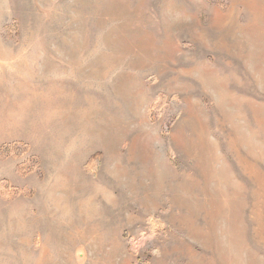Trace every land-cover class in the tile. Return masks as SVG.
I'll list each match as a JSON object with an SVG mask.
<instances>
[{
    "label": "rangeland",
    "instance_id": "rangeland-1",
    "mask_svg": "<svg viewBox=\"0 0 264 264\" xmlns=\"http://www.w3.org/2000/svg\"><path fill=\"white\" fill-rule=\"evenodd\" d=\"M0 264H264V0H0Z\"/></svg>",
    "mask_w": 264,
    "mask_h": 264
}]
</instances>
